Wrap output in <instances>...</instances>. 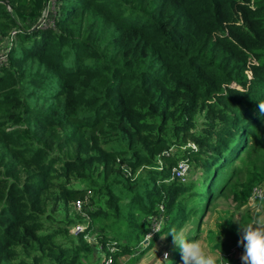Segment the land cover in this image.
<instances>
[{
    "label": "trees",
    "instance_id": "16d2710c",
    "mask_svg": "<svg viewBox=\"0 0 264 264\" xmlns=\"http://www.w3.org/2000/svg\"><path fill=\"white\" fill-rule=\"evenodd\" d=\"M50 1L0 0V43L10 44L2 52L0 105L15 115L10 126L0 123V138L16 145L8 160L0 157V264H102L112 246L117 248L112 264H118L135 253L132 240L140 237L143 244L152 233L146 249L162 235L179 232L190 199L198 205L192 211L201 212L199 202L206 196L201 215L222 195L239 207L247 202L264 173L251 170L243 181L235 169L226 170L254 144L264 149V0H54L45 21ZM95 20L103 22L105 38L90 41L87 24ZM210 98L221 107L213 105L211 112L220 123L196 134L194 116ZM39 102L42 111L31 107ZM15 125L26 126L30 140L41 143L46 131L71 128L65 139L75 145L74 158L57 169L45 147L34 146L18 130L6 131ZM106 141L119 146L108 150ZM181 160L201 165L208 183L203 193L201 183L193 189L172 178ZM89 168L99 169L100 179L84 189L71 186ZM139 170H148L151 189L130 186ZM20 172L29 176L22 185ZM54 180L66 215L90 193L82 211L95 221L104 214L97 199L110 185L134 190L149 204L139 208L144 215L139 226L119 240L93 222L71 234L85 221L75 209L58 232L44 230L41 219L49 216H44L41 185ZM116 200L111 193L107 203ZM153 220L160 221L156 231ZM93 235L95 243L85 240Z\"/></svg>",
    "mask_w": 264,
    "mask_h": 264
},
{
    "label": "rangeland",
    "instance_id": "374dc122",
    "mask_svg": "<svg viewBox=\"0 0 264 264\" xmlns=\"http://www.w3.org/2000/svg\"><path fill=\"white\" fill-rule=\"evenodd\" d=\"M51 3L48 5V8L44 12V20L51 18V8H53V4L55 3L54 0L50 1ZM67 14V13H66ZM86 21V20H85ZM96 21V20H95ZM103 22L96 21L95 22H89L87 24V34L90 36V41L95 37H101L103 36L105 38V34H103L104 25H102ZM86 35V34H85ZM13 40L17 43V49L21 48L22 45L19 43V39L17 37H13ZM10 41V40H9ZM107 40H100L101 43H105ZM7 45H10L7 43V41L3 40V42L0 43V54L4 52L5 47ZM250 60L252 62H255V60L250 57ZM249 71V70H247ZM247 80H250L252 78L251 73H246ZM231 80H234V84L239 85V82L234 78ZM231 80L229 82H231ZM232 82V83H233ZM39 98H41L40 95H38ZM213 105L215 110H220V106H215L214 99L210 98L207 101H201L200 105L198 106V110L194 116V127L192 128V132H195L196 134H204L205 130H208L212 126H218L220 123V120L211 117ZM31 107H38L40 111H42L45 106L44 103H32ZM14 112L9 107H4L0 105V123L4 126H10L9 124L13 121ZM208 128V129H207ZM12 130H18L19 133L23 136V138L29 142H31L36 147H45L48 150V155L51 159L56 160L57 162L55 164V167L57 169H60L62 166V162L64 160L73 159L75 155V145L65 139L67 136V133L71 130V128L63 129V128H53L51 130L46 131L43 138V143L39 141H32L29 138L30 131L26 126L21 125H15L11 126L6 129V131H12ZM27 132V134H26ZM38 133V132H37ZM69 134V133H68ZM37 138V134L34 135ZM64 138L61 145H58L59 140ZM191 141H189L187 146H191ZM194 144V143H193ZM119 146V144L115 141H106L105 148L110 150L112 147ZM186 146V145H185ZM196 146V145H195ZM197 147V146H196ZM14 148H16V145L9 144L6 141H2L0 138V157L3 153V157L7 158L10 157L9 155L14 154ZM206 148L201 149V152L204 153ZM232 148L229 150L231 151ZM250 154H243V157L241 160L236 161L233 165L229 166L226 172L228 174L231 172V169H235V175L243 180L246 181L248 178H250L251 170L253 173L256 174H263L264 173V162H261L264 158V149L257 146L256 144L253 145V149ZM209 155H211V151L208 150ZM6 156V157H5ZM178 157L180 154L177 155ZM5 160V161H6ZM161 164H163L162 161H158ZM255 166V170H253L252 166ZM19 168V167H18ZM99 169L96 168V172L92 171V168H89L86 176L82 179L78 180H72L71 186L76 188H87V185L90 183L91 179H100L101 176L98 175ZM136 177L133 182L130 183V186L133 188H136V191L143 190L144 186L151 189V185H149L150 181V175L148 170H139L137 171ZM206 175L203 173L202 167L200 164L196 165L194 163L191 164V166L188 167L183 177H181L180 182L183 184H187L188 187L193 186V189L195 187H199L200 183L203 184L202 186V193L205 191L204 188L207 187L206 182ZM24 181H29V176H26L23 172H20L18 182L22 185ZM119 181V180H117ZM57 180L52 181L50 184H43L41 185V195L40 198L44 203V216H49V219L42 220L43 222V228L44 230H51L58 232L59 229H62L66 225L67 219L70 220L73 218L76 211L74 208L70 206L68 214L66 215L65 208L66 205L63 202V200L57 199ZM89 182V183H88ZM206 182V183H205ZM264 182V180L262 181ZM261 182V183H262ZM100 184V181L98 182ZM260 184V183H259ZM257 184V185H259ZM256 185V187H257ZM124 188L118 186H109L108 189L104 192H102L97 199L99 201L98 207H100V210L104 212L101 216L97 217L95 221L93 222L99 230H102L104 234L108 235L109 238H117L119 240L121 235H126L128 230H131L135 227L139 226V221L142 219L141 217L144 216L139 208L143 205H148L149 200L148 198L142 197V198H136V196L132 192L136 191H126L124 192ZM218 190L214 189V192ZM111 193L114 194V196L117 197V200L113 203V205H110L107 203L108 198L110 197ZM142 195V194H138ZM213 195H215L213 193ZM84 196V202L88 203L92 194L86 193ZM141 197V196H140ZM206 196L203 197L202 201L199 202V209L200 211H192V209L198 205H196L195 200L190 199L185 204V210L186 213L188 212L186 222L181 227V230L176 233L178 237H183L187 239L188 241L198 240L201 242L202 245H205L207 249L213 253L216 254L220 250L221 257L230 250V248H233L232 250L236 249L237 251L232 253L233 259L231 262L233 264H242L241 256L243 254V247L242 245L238 244V240L240 239L241 235V227L246 226L251 222V218H253L254 214H264V200L260 204V211L259 213L255 212V209L253 206H247V202H244L240 207L235 204L231 197H224L220 196L218 198H215L211 201V203H208L205 214L201 215V213L204 211L202 210L203 206L206 204ZM249 199V198H248ZM132 200H134L138 206H136ZM86 205V204H85ZM84 205V206H85ZM258 205V204H256ZM3 204H0V210L3 208ZM92 208V206H90ZM95 208V206H94ZM198 210V208H197ZM79 215V214H78ZM120 216L122 218L121 220L117 221V216ZM82 217V215H79V217ZM103 216V217H102ZM132 216V217H130ZM222 217L226 218V220L223 224H220L222 221ZM250 217V218H249ZM44 219V218H43ZM66 220V221H65ZM65 221V222H64ZM133 221V222H132ZM138 221V222H137ZM155 223L153 222V225ZM79 225V224H78ZM90 225V224H89ZM213 225L216 226V228H219V235L216 231L212 230ZM85 225L81 224L80 227H83ZM92 226V225H90ZM42 232V231H41ZM72 234V232L70 231ZM74 235V233H73ZM218 235V236H217ZM140 237H138L136 240H132L133 244H136V251L134 254L124 255L117 259L118 264H160L159 260L164 259V253H168V260L165 261L164 264H183V261L181 259V251H179V247L174 244L173 238L168 237L167 235H162L159 237L155 242L151 243L150 246L143 247L144 243H147V241H144L143 244H138ZM61 243H66V241H62V238H57ZM89 243H95L96 237L94 238V235L91 237H87L85 239ZM131 244V243H128ZM131 246H134V245ZM148 244V243H147ZM209 244L213 246V249H209ZM176 251V252H175ZM144 252V253H143ZM85 255V253L82 254V256ZM105 255V254H104ZM22 256L23 260H27L28 258L23 256V254H20ZM31 258V257H30ZM20 260L19 258H16V261ZM219 262V258L217 260ZM11 263L14 264L15 260H11ZM45 263V262H44ZM43 263V264H44Z\"/></svg>",
    "mask_w": 264,
    "mask_h": 264
},
{
    "label": "clouds",
    "instance_id": "9594fccd",
    "mask_svg": "<svg viewBox=\"0 0 264 264\" xmlns=\"http://www.w3.org/2000/svg\"><path fill=\"white\" fill-rule=\"evenodd\" d=\"M261 107L264 109V105ZM261 199H264V197H261ZM253 207L255 212L259 213L260 209L255 204ZM212 230L216 231L219 235V228L217 229L215 225H213ZM170 235L173 238L174 244L181 251L183 264H217L218 258L222 264L223 259L220 250L218 253L213 254L198 240L188 241L183 237H178L175 232L170 233ZM148 238L151 239L150 234ZM238 244L243 247L242 264H264V214H254L251 222L241 227ZM159 261L160 264L169 261L168 253L165 252L164 259Z\"/></svg>",
    "mask_w": 264,
    "mask_h": 264
},
{
    "label": "built area",
    "instance_id": "2783aa9c",
    "mask_svg": "<svg viewBox=\"0 0 264 264\" xmlns=\"http://www.w3.org/2000/svg\"><path fill=\"white\" fill-rule=\"evenodd\" d=\"M5 60H6L5 55L0 54V65L3 62H5ZM188 167H189V165H188V162L186 160L179 161L177 166L172 169V178L177 179V180H181V177H183V175L185 174ZM261 197H264V182L260 183L259 185H257V187L255 186L252 189L250 197L247 200V206H253L254 204L255 205L258 204L256 206L260 209V204L264 200V199H261ZM84 205H85V202L83 200H77L74 204V209L80 215H82V217L85 218V221L83 224L85 226L80 227L81 224L76 225L74 228L71 229L72 234L73 233L78 234V233L84 231L86 228L89 227L90 219L82 211ZM153 222L155 224L152 227V231H156L159 228L160 221L156 222L155 220H153ZM150 235L152 236V233ZM148 236L146 237L145 241H147L149 239ZM232 249L227 254L222 256V259H223L222 264H232V262H231V260L233 259L232 253L237 251L236 249H234V250H232ZM108 251L110 254L104 255V257H103L104 260H103L102 264H112V255L111 254L115 253L117 251V248L115 246L108 247ZM217 264H221V261L219 260V262H217Z\"/></svg>",
    "mask_w": 264,
    "mask_h": 264
},
{
    "label": "crops",
    "instance_id": "0c3cea01",
    "mask_svg": "<svg viewBox=\"0 0 264 264\" xmlns=\"http://www.w3.org/2000/svg\"><path fill=\"white\" fill-rule=\"evenodd\" d=\"M222 196H223V195H222ZM222 221H223V222H222ZM222 221H221V222H222L221 224H223V223H224L225 221H227V220H226V218H223V217H222ZM227 222H228V221H227ZM209 249H210V250L213 249V246L210 245V244H209ZM231 249H232V248H230V250H231ZM230 250H229V251H230ZM229 251H228V252H229ZM228 252H226L225 254H227ZM225 254H224V255H225Z\"/></svg>",
    "mask_w": 264,
    "mask_h": 264
},
{
    "label": "water",
    "instance_id": "95a60500",
    "mask_svg": "<svg viewBox=\"0 0 264 264\" xmlns=\"http://www.w3.org/2000/svg\"><path fill=\"white\" fill-rule=\"evenodd\" d=\"M42 20H43V18L38 22V24L35 28H37L40 24H42Z\"/></svg>",
    "mask_w": 264,
    "mask_h": 264
}]
</instances>
